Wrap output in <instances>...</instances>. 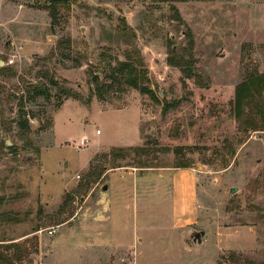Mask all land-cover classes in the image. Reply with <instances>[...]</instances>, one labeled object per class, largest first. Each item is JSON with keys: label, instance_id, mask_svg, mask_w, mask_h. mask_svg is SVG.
<instances>
[{"label": "rangeland", "instance_id": "obj_1", "mask_svg": "<svg viewBox=\"0 0 264 264\" xmlns=\"http://www.w3.org/2000/svg\"><path fill=\"white\" fill-rule=\"evenodd\" d=\"M1 67L0 264H264V0H0Z\"/></svg>", "mask_w": 264, "mask_h": 264}, {"label": "crops", "instance_id": "obj_2", "mask_svg": "<svg viewBox=\"0 0 264 264\" xmlns=\"http://www.w3.org/2000/svg\"><path fill=\"white\" fill-rule=\"evenodd\" d=\"M171 174V220L176 227L197 220V176L194 169H173Z\"/></svg>", "mask_w": 264, "mask_h": 264}, {"label": "trees", "instance_id": "obj_3", "mask_svg": "<svg viewBox=\"0 0 264 264\" xmlns=\"http://www.w3.org/2000/svg\"><path fill=\"white\" fill-rule=\"evenodd\" d=\"M158 1H188V0H158ZM51 17L53 19L52 23H56V17L57 12L56 9L51 10ZM4 67H1L0 70H3ZM117 72L124 78L125 83L133 87L137 90H140L143 93H151V90L145 86L142 82L145 78L144 71L139 70L136 65L134 64V60L131 58V54L128 55V58L125 61H121L119 63V67L117 68ZM264 91V74L258 73L256 75H252L248 80L242 82L236 91V100H235V110L240 112L241 105L243 101L251 96L254 93H262ZM166 109V108H165ZM252 127H256L257 124ZM263 129H264V123H263ZM149 166V165H147ZM181 167H187V165H182ZM8 246H1L0 249ZM6 261H9L8 256L3 252L0 251V262L4 263Z\"/></svg>", "mask_w": 264, "mask_h": 264}, {"label": "water", "instance_id": "obj_4", "mask_svg": "<svg viewBox=\"0 0 264 264\" xmlns=\"http://www.w3.org/2000/svg\"><path fill=\"white\" fill-rule=\"evenodd\" d=\"M9 144H10V142H9ZM107 188H108V185H105L103 187L104 190H106ZM231 192H236V188H232ZM204 233H205L204 231H201L200 234H197V236L203 235ZM199 242H202V238L201 237H199Z\"/></svg>", "mask_w": 264, "mask_h": 264}]
</instances>
